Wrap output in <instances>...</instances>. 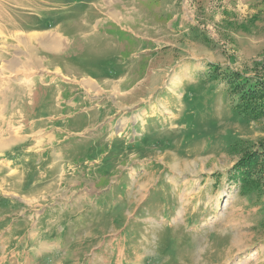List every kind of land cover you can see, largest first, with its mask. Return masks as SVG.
<instances>
[{
    "label": "rangeland",
    "instance_id": "obj_1",
    "mask_svg": "<svg viewBox=\"0 0 264 264\" xmlns=\"http://www.w3.org/2000/svg\"><path fill=\"white\" fill-rule=\"evenodd\" d=\"M105 1L0 0V219L25 221L5 242L27 232L48 263L264 264V183L242 190L264 117L229 77L264 79V0H122L119 40L95 29ZM44 33L59 57L27 40ZM89 76H111L89 120H31L42 78Z\"/></svg>",
    "mask_w": 264,
    "mask_h": 264
},
{
    "label": "crops",
    "instance_id": "obj_2",
    "mask_svg": "<svg viewBox=\"0 0 264 264\" xmlns=\"http://www.w3.org/2000/svg\"><path fill=\"white\" fill-rule=\"evenodd\" d=\"M155 1L157 2V0H149L148 7L150 9ZM158 1L160 3L162 2L161 0ZM100 8L102 10V7ZM103 8H105L103 11H99L101 16L96 21V30H106V26L111 27L114 30L113 33L111 35L105 33L111 39H118L120 33H131V30L123 25V23L127 22V19L123 20V17L120 15L117 16V13H120L119 11L126 9L122 0H106ZM27 40L28 42L39 41L44 52L56 54L58 57L60 56L61 49L59 51H53L60 47V40L55 33L34 34L28 36ZM162 48L161 46L154 45L153 49H145L143 51L156 52L160 49L162 50ZM118 63H121V61L119 60ZM109 77L111 76H107V78H94L89 76V80H92L94 84L91 81L84 80L81 84L78 81H73L72 83L66 82L67 86L61 87H59L58 81L56 80L49 81L42 78L35 88L31 120L35 122L61 121L69 123L82 116H87L89 120L91 117L90 113L94 111L92 109L100 106L97 99L90 100L93 104L92 106H89L90 103L86 102L89 101V90L91 88L96 89V86H98V84L96 85L97 80H108ZM100 88L104 90V88ZM79 106L81 107L79 108ZM88 128L89 125H86L77 132L86 131ZM24 222L22 219L13 220L8 214L0 219V264H63L62 262L55 263L53 261L48 263L45 254L50 252V248L41 243L35 247L34 243L28 241L31 237L27 232H16L18 236L14 237V241L5 242L4 238L6 239L7 235L13 233ZM3 223L6 225L3 226Z\"/></svg>",
    "mask_w": 264,
    "mask_h": 264
},
{
    "label": "trees",
    "instance_id": "obj_3",
    "mask_svg": "<svg viewBox=\"0 0 264 264\" xmlns=\"http://www.w3.org/2000/svg\"><path fill=\"white\" fill-rule=\"evenodd\" d=\"M233 82L232 89L238 94L237 108L250 120L264 117V79L256 77H243L241 74L230 72ZM237 80V81H235ZM264 158V157H263ZM253 156L245 165L250 166L251 173L243 177V192H259L264 183V159L256 163Z\"/></svg>",
    "mask_w": 264,
    "mask_h": 264
},
{
    "label": "bare ground",
    "instance_id": "obj_4",
    "mask_svg": "<svg viewBox=\"0 0 264 264\" xmlns=\"http://www.w3.org/2000/svg\"><path fill=\"white\" fill-rule=\"evenodd\" d=\"M44 40V39H43Z\"/></svg>",
    "mask_w": 264,
    "mask_h": 264
}]
</instances>
